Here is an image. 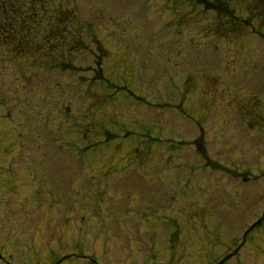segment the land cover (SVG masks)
Returning <instances> with one entry per match:
<instances>
[{
	"label": "rangeland",
	"instance_id": "obj_1",
	"mask_svg": "<svg viewBox=\"0 0 264 264\" xmlns=\"http://www.w3.org/2000/svg\"><path fill=\"white\" fill-rule=\"evenodd\" d=\"M223 1L0 0L10 263L232 252L264 209V0ZM222 264H264V218Z\"/></svg>",
	"mask_w": 264,
	"mask_h": 264
},
{
	"label": "flooded vegetation",
	"instance_id": "obj_2",
	"mask_svg": "<svg viewBox=\"0 0 264 264\" xmlns=\"http://www.w3.org/2000/svg\"><path fill=\"white\" fill-rule=\"evenodd\" d=\"M193 145H195V149L197 150V154L200 156V157H204L205 158V154H204V151H203V148H202V139L201 137H195L192 139V142ZM142 156H143V153H142ZM210 164V162H209ZM208 163L207 164H198L200 166H203L205 169L208 168ZM155 164H150V166H154ZM196 165V164H195ZM216 167H218V165H216ZM232 172V176L234 178H240L242 181H246L249 179L248 176H244V172H239V171H236V170H233L231 171ZM203 215V214H202ZM210 216H212L213 218H215L216 220H218L219 218L216 217L213 213H210L209 215V218ZM208 217H206L207 219ZM176 230H178V228L176 227ZM248 237V236H247ZM241 239V238H240ZM247 240V239H246ZM244 246V245H243ZM2 256L0 257V260L2 261V263L4 264H12L10 263V261L7 260V257H5L3 254H1Z\"/></svg>",
	"mask_w": 264,
	"mask_h": 264
},
{
	"label": "trees",
	"instance_id": "obj_3",
	"mask_svg": "<svg viewBox=\"0 0 264 264\" xmlns=\"http://www.w3.org/2000/svg\"><path fill=\"white\" fill-rule=\"evenodd\" d=\"M204 1V0H203ZM207 2V1H206ZM210 7L215 9L217 12L222 13V12H227L229 13L230 9H228V6L226 5V2L223 0H213L210 2ZM222 11V12H221Z\"/></svg>",
	"mask_w": 264,
	"mask_h": 264
},
{
	"label": "water",
	"instance_id": "obj_4",
	"mask_svg": "<svg viewBox=\"0 0 264 264\" xmlns=\"http://www.w3.org/2000/svg\"><path fill=\"white\" fill-rule=\"evenodd\" d=\"M264 218V211L262 212V215L255 221L253 222L248 229L245 231L244 236L256 225H259L262 221V219ZM231 256V254H228L226 256H224L222 259H220L217 263L215 264H222L227 258H229ZM154 264H165V263H154Z\"/></svg>",
	"mask_w": 264,
	"mask_h": 264
}]
</instances>
